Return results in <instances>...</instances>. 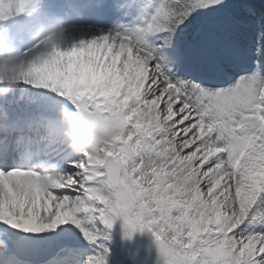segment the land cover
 <instances>
[{
    "label": "snow or ice",
    "instance_id": "1",
    "mask_svg": "<svg viewBox=\"0 0 264 264\" xmlns=\"http://www.w3.org/2000/svg\"><path fill=\"white\" fill-rule=\"evenodd\" d=\"M132 4L140 24L55 49L25 84L124 130L55 175L0 159V264H107L117 219L162 264H264V0H114Z\"/></svg>",
    "mask_w": 264,
    "mask_h": 264
},
{
    "label": "rangeland",
    "instance_id": "2",
    "mask_svg": "<svg viewBox=\"0 0 264 264\" xmlns=\"http://www.w3.org/2000/svg\"><path fill=\"white\" fill-rule=\"evenodd\" d=\"M73 2L77 5L82 3L81 0H73ZM63 3L64 0H30L22 12L21 22L9 33L26 32L27 29L36 31L39 29L46 30L52 26V18L62 14ZM141 15L143 14L138 13L137 4H132L127 15H124L115 10L114 0H104L102 7L91 9L84 13L83 26L77 27L74 31L67 33L60 48L62 51H66L81 40H87L93 35H99L100 31L107 32L111 29L123 30L124 28L134 27L141 23ZM7 19L8 17L0 19V23L3 24ZM97 29L100 31H97ZM27 45L22 46V50ZM58 102L59 97H56L55 94L42 89H33L30 86L22 84L15 88L7 97L0 99V119L8 115V108L11 107L15 108V112L21 120L27 119L33 125H37L38 122L44 123L46 125L45 130H41V133H33L34 138L38 139L37 147H40L45 131L53 135L52 139L58 137L60 127L64 131L59 113L61 108L70 109L71 105L68 101V104L58 106ZM30 114L33 117H30ZM10 116L8 115V117ZM43 141L47 140L43 138ZM49 142L50 139L45 143L46 146ZM2 146L3 144H0V147ZM64 156L65 158H70L72 157V152L66 150ZM58 158L59 155L56 159ZM43 160L46 161L45 158ZM57 162L55 165L63 166L61 160H57ZM93 223L95 222L93 221ZM97 223L98 227H100L99 222ZM123 223V220L117 219L111 229H103L108 238H101L99 243L108 249L107 264H132V256L137 251L150 249V240L155 239L152 232L146 228L141 231L132 232L131 236H126L124 234ZM118 243H121V248L116 246ZM100 250L103 251V249Z\"/></svg>",
    "mask_w": 264,
    "mask_h": 264
},
{
    "label": "clouds",
    "instance_id": "3",
    "mask_svg": "<svg viewBox=\"0 0 264 264\" xmlns=\"http://www.w3.org/2000/svg\"><path fill=\"white\" fill-rule=\"evenodd\" d=\"M103 3L104 0H82L77 5L73 0H64L62 14L52 18L51 27L37 30L31 45L23 50L16 45L7 28L0 29V98L7 97L19 85L35 84L34 67L60 48L67 33L83 26L85 12L102 7ZM59 118L64 126L66 147L77 156L99 152L124 130L122 119L116 114L102 119L61 108ZM23 165L45 175L58 172L55 164L34 162L31 154H25Z\"/></svg>",
    "mask_w": 264,
    "mask_h": 264
},
{
    "label": "water",
    "instance_id": "4",
    "mask_svg": "<svg viewBox=\"0 0 264 264\" xmlns=\"http://www.w3.org/2000/svg\"><path fill=\"white\" fill-rule=\"evenodd\" d=\"M15 2L16 0H13V3ZM8 17H10L9 23L12 24L16 20L17 14L13 12V14L9 15ZM152 245L153 248L151 250L138 252L135 254L133 258L134 264H162L155 240L152 241Z\"/></svg>",
    "mask_w": 264,
    "mask_h": 264
},
{
    "label": "bare ground",
    "instance_id": "5",
    "mask_svg": "<svg viewBox=\"0 0 264 264\" xmlns=\"http://www.w3.org/2000/svg\"><path fill=\"white\" fill-rule=\"evenodd\" d=\"M9 122H11V123H10V126H11V127L19 126L18 123H16L13 119L10 118L9 120H7V122H6L4 128H7V124H8ZM17 124H18V125H17ZM3 126H4V125L0 124V129L3 128ZM61 142H62V141H61ZM56 143H58V142H55V144H53L52 147H51V149H50L51 151H49L48 154H47V155H44L43 158H42V159L45 158L46 162H48V163H49V161H53V160L55 161L56 158H57V156L60 155V154L63 152L62 150H63V148L66 146L65 141L62 143V145L60 144L61 146H57ZM53 148H54V149H53ZM50 163H51V162H50ZM56 163H58L57 160H56L55 164H56ZM57 166H58V165H57Z\"/></svg>",
    "mask_w": 264,
    "mask_h": 264
}]
</instances>
